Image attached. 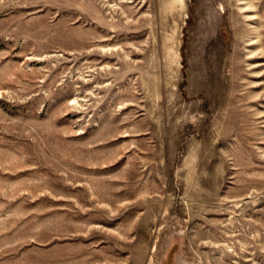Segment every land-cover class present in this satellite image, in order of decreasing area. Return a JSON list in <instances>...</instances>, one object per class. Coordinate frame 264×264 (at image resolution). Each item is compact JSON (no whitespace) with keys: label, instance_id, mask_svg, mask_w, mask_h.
Instances as JSON below:
<instances>
[{"label":"rangeland","instance_id":"1","mask_svg":"<svg viewBox=\"0 0 264 264\" xmlns=\"http://www.w3.org/2000/svg\"><path fill=\"white\" fill-rule=\"evenodd\" d=\"M0 264H264V0H0Z\"/></svg>","mask_w":264,"mask_h":264}]
</instances>
